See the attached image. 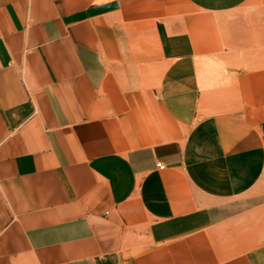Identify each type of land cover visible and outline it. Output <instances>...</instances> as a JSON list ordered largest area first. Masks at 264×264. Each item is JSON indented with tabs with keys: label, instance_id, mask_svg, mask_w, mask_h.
Segmentation results:
<instances>
[{
	"label": "crops",
	"instance_id": "1",
	"mask_svg": "<svg viewBox=\"0 0 264 264\" xmlns=\"http://www.w3.org/2000/svg\"><path fill=\"white\" fill-rule=\"evenodd\" d=\"M0 264H264V0H0Z\"/></svg>",
	"mask_w": 264,
	"mask_h": 264
},
{
	"label": "built area",
	"instance_id": "2",
	"mask_svg": "<svg viewBox=\"0 0 264 264\" xmlns=\"http://www.w3.org/2000/svg\"><path fill=\"white\" fill-rule=\"evenodd\" d=\"M158 166H159V168H161V169H164V168H165V165H164L163 163H161V162L158 163Z\"/></svg>",
	"mask_w": 264,
	"mask_h": 264
}]
</instances>
